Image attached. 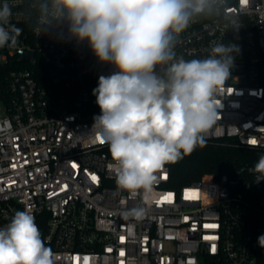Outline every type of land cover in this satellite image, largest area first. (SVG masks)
I'll return each mask as SVG.
<instances>
[{"label":"built area","instance_id":"2783aa9c","mask_svg":"<svg viewBox=\"0 0 264 264\" xmlns=\"http://www.w3.org/2000/svg\"><path fill=\"white\" fill-rule=\"evenodd\" d=\"M39 2L0 0L21 29L14 47L0 48V124L10 128L0 133V228L30 211L55 264H264V181L254 165L180 190L168 186L166 165L148 195L118 188L117 165L92 132L93 89L116 69L71 38L67 23L43 27ZM226 3V13L191 23L174 51L203 59L216 44L235 45L204 140L264 153V0ZM137 206L145 217L125 219Z\"/></svg>","mask_w":264,"mask_h":264},{"label":"clouds","instance_id":"9594fccd","mask_svg":"<svg viewBox=\"0 0 264 264\" xmlns=\"http://www.w3.org/2000/svg\"><path fill=\"white\" fill-rule=\"evenodd\" d=\"M38 7L42 21H50L43 27L67 23L71 38L86 41L101 63L115 67L93 89L100 114L93 117L92 132L117 165L118 188L152 193L158 173L204 147L217 123V97L230 78L235 45L216 44L207 58L190 60L174 49L197 18L226 13V0H40ZM11 15L4 3L0 48L14 47L21 34ZM9 132L0 124V133ZM252 171L257 183L264 181V155ZM146 213L137 206L122 215L141 220ZM258 245L264 248V235ZM0 264H55L30 211H17L0 228Z\"/></svg>","mask_w":264,"mask_h":264},{"label":"trees","instance_id":"16d2710c","mask_svg":"<svg viewBox=\"0 0 264 264\" xmlns=\"http://www.w3.org/2000/svg\"><path fill=\"white\" fill-rule=\"evenodd\" d=\"M261 155L264 153L240 148L232 138L205 143L204 147H197L177 163L167 165L171 173L168 186L180 190L193 182H200L208 174L219 178L241 165H255Z\"/></svg>","mask_w":264,"mask_h":264},{"label":"snow or ice","instance_id":"6c2138e0","mask_svg":"<svg viewBox=\"0 0 264 264\" xmlns=\"http://www.w3.org/2000/svg\"><path fill=\"white\" fill-rule=\"evenodd\" d=\"M250 143H252V144H255L256 143V141L255 140H252V141H250ZM92 179L95 181L96 179H97V177L96 176H92ZM166 199V198H165ZM123 239V238H122ZM213 251H215V247L213 246ZM121 255H123V253H121Z\"/></svg>","mask_w":264,"mask_h":264}]
</instances>
